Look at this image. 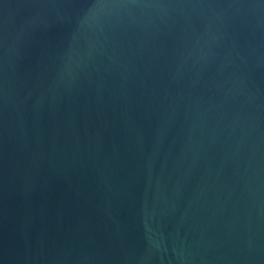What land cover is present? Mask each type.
<instances>
[{
  "label": "water",
  "instance_id": "95a60500",
  "mask_svg": "<svg viewBox=\"0 0 264 264\" xmlns=\"http://www.w3.org/2000/svg\"><path fill=\"white\" fill-rule=\"evenodd\" d=\"M0 264H264V0H0Z\"/></svg>",
  "mask_w": 264,
  "mask_h": 264
}]
</instances>
